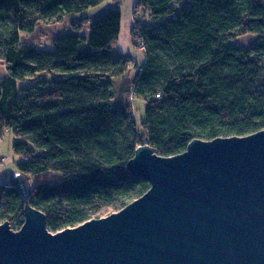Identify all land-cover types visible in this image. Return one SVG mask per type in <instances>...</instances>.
<instances>
[{
  "label": "trees",
  "instance_id": "obj_1",
  "mask_svg": "<svg viewBox=\"0 0 264 264\" xmlns=\"http://www.w3.org/2000/svg\"><path fill=\"white\" fill-rule=\"evenodd\" d=\"M103 0H0V139L14 135L16 171L32 178L30 203L57 232L121 209L148 181L126 164L149 143L161 155L195 138L264 129V0H137L132 37L142 64L115 55L120 9L39 44L45 26ZM156 20L149 27L139 15ZM51 26V25H50ZM258 35L248 47L231 39ZM145 103L137 125L132 96ZM22 192L0 187V223L20 229Z\"/></svg>",
  "mask_w": 264,
  "mask_h": 264
},
{
  "label": "water",
  "instance_id": "obj_2",
  "mask_svg": "<svg viewBox=\"0 0 264 264\" xmlns=\"http://www.w3.org/2000/svg\"><path fill=\"white\" fill-rule=\"evenodd\" d=\"M126 167L149 182L144 194L57 232L19 173L25 221L0 223V264H264V129L174 155L141 144Z\"/></svg>",
  "mask_w": 264,
  "mask_h": 264
},
{
  "label": "rangeland",
  "instance_id": "obj_3",
  "mask_svg": "<svg viewBox=\"0 0 264 264\" xmlns=\"http://www.w3.org/2000/svg\"><path fill=\"white\" fill-rule=\"evenodd\" d=\"M136 2L137 0H103L84 10L68 14L62 21L52 23L50 24L51 26H45L46 33L41 34V41L39 44L43 47L53 48V44L51 43L52 37L57 33L73 30L72 24L76 21L83 23L81 33L87 36V34H89L91 21L96 20L109 9H120L122 13L121 30L119 36L112 43L114 54L128 57L131 60L128 65L129 68H132L136 63L142 64L146 60V52L141 46L135 44L131 32L135 22L134 8ZM139 19L149 27H153L157 22L164 21V18H160L159 20L151 18L149 13L145 11L141 12ZM257 39L258 35L244 34L231 39V42L237 46L248 47L254 44ZM0 71L3 72L2 67H0ZM131 101L137 125L141 127L142 121H144L146 115V103L142 98L134 95L132 96ZM13 140L14 135L10 131H7L4 137L0 139V157H6L5 162L0 158V187L3 184H14L16 176L18 175L15 164L17 156L15 155L12 146ZM30 182H32L33 185L32 178H30ZM118 210L120 209L108 207L103 209L98 216L95 215L94 218L104 217Z\"/></svg>",
  "mask_w": 264,
  "mask_h": 264
},
{
  "label": "built area",
  "instance_id": "obj_4",
  "mask_svg": "<svg viewBox=\"0 0 264 264\" xmlns=\"http://www.w3.org/2000/svg\"><path fill=\"white\" fill-rule=\"evenodd\" d=\"M0 158H1V160H2L3 162L6 161V157L2 156V157H0Z\"/></svg>",
  "mask_w": 264,
  "mask_h": 264
}]
</instances>
